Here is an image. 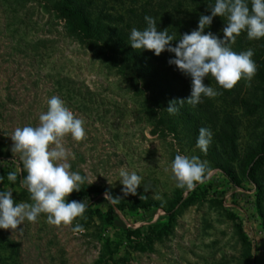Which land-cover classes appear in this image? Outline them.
<instances>
[{"label": "rangeland", "instance_id": "obj_1", "mask_svg": "<svg viewBox=\"0 0 264 264\" xmlns=\"http://www.w3.org/2000/svg\"><path fill=\"white\" fill-rule=\"evenodd\" d=\"M87 1L91 19L101 10L111 16L100 17L103 23L129 34L147 27L145 16L154 18L158 31L175 38L173 47L193 30L181 31L174 20L186 19L194 1ZM241 40L230 46L254 51L250 86L241 79L224 90L209 75L205 85L221 94L202 96L195 107L177 104L170 115V101L190 96L184 74L188 87L175 79L173 92L155 91L164 117L156 123L133 84L66 33L42 0H0V191L31 203L10 136L37 126L52 96L85 122V140L63 143L70 170L86 177L81 190L93 191L66 197L86 204L71 226H50L41 214L16 230L0 229V264H264V37L250 40L243 31ZM202 127L212 132L206 154L196 147ZM177 154L205 161L210 178L192 191L177 188L166 171ZM121 169L142 177L135 195L122 192ZM9 172L17 173L15 182ZM77 225L82 233L72 230Z\"/></svg>", "mask_w": 264, "mask_h": 264}, {"label": "clouds", "instance_id": "obj_2", "mask_svg": "<svg viewBox=\"0 0 264 264\" xmlns=\"http://www.w3.org/2000/svg\"><path fill=\"white\" fill-rule=\"evenodd\" d=\"M210 10L211 14L201 15L198 27L182 34L174 47L170 42L175 38L166 29L158 31L155 19L150 16L144 17L147 22L144 30L131 29L129 41L133 49H146L157 56L165 50L174 53V58H170L168 63L191 77L190 96L170 101L165 108L170 115L178 112L177 104L187 102L195 107L202 102V96L215 98L221 94L205 85L204 79L209 75L219 87L231 90L241 79L248 81L250 86L256 74L257 66L252 59L254 51L248 49L237 53L230 45L235 43L242 31H246L250 40L264 37V0H251V9L246 0H215ZM215 16L227 19L223 38L211 32L204 33ZM84 123L65 106L61 98L52 96L47 101V111L39 115L37 126L17 127L13 131L10 136L13 142L11 151L19 154L21 170L26 172L20 184L29 193L31 203H14L12 191H0V229L16 230L25 220L36 222L41 214L46 216V223L57 228L71 226L77 217H83L86 204L75 200L66 202V197L73 191H80L86 177L70 170L71 165L67 161L72 154L63 141L68 136L77 143L85 140ZM211 139V130L200 128L196 147L206 154ZM166 171H170V178L177 188L188 191L210 178L206 162L198 156L177 154ZM119 177L122 192L135 195L142 177L125 169H121ZM7 178L15 182L17 173L9 172ZM105 196L111 197L107 193ZM72 230L77 233L84 231L80 225Z\"/></svg>", "mask_w": 264, "mask_h": 264}, {"label": "trees", "instance_id": "obj_3", "mask_svg": "<svg viewBox=\"0 0 264 264\" xmlns=\"http://www.w3.org/2000/svg\"><path fill=\"white\" fill-rule=\"evenodd\" d=\"M190 1H194L196 6L189 14H186V19L174 20L168 13L165 18L166 20H174L177 26L181 25V31L187 27L189 30H192V27L195 30L198 27L200 16L210 15V8L215 4V0ZM42 2L46 9L54 13L60 21H63L66 33L85 45L93 54L102 57L108 65L115 68L121 78L133 84L139 92L138 95L144 97L142 102L145 105L148 118L155 120L156 123H164L161 112V97L155 91L158 90V93L166 95L175 89V79L180 80L182 86L185 82L184 74L174 64L168 63L175 54L165 50L157 56L146 49H133L130 45L129 33L124 32L121 28L103 23L99 19L100 17L110 18V15L101 16L102 11L100 10L99 17L91 19L86 8L90 1L42 0ZM226 23V17L215 16L212 23L204 29V33L211 32L218 38H223V28L226 27ZM242 35L243 31L237 37L236 45H240ZM183 87H188V84ZM92 192L88 189H82L80 194L82 198H87Z\"/></svg>", "mask_w": 264, "mask_h": 264}]
</instances>
